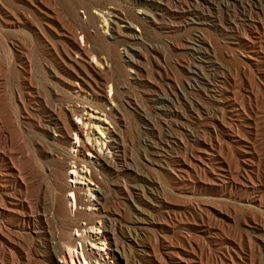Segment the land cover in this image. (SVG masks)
<instances>
[{
  "label": "rangeland",
  "instance_id": "1",
  "mask_svg": "<svg viewBox=\"0 0 264 264\" xmlns=\"http://www.w3.org/2000/svg\"><path fill=\"white\" fill-rule=\"evenodd\" d=\"M43 1L58 17V32L53 34L59 50L72 51L69 34L72 26L79 32L78 42L87 45L91 52L92 57L87 60L74 54L73 58L97 69L93 75L99 82L87 92L91 98L105 100L106 113L100 114L97 110V117L111 123V126H106L104 122L102 129L111 127V130L96 143L100 137L98 127L101 122L97 121V126L88 131L91 138L88 143L92 145L94 142L102 159H108L111 165L110 168H101L100 161L91 160L90 166L101 185L94 186L95 182H91L90 188L81 185L78 177L76 179L71 175L72 167L76 165L68 156L77 143L76 137L70 139L69 147L67 144H57L58 138L55 136L58 134L53 131L36 129L33 123L46 120L36 101L24 98L28 111L24 115L19 110L20 96L28 86L18 78L7 48H14L18 56L28 58L30 65L18 60L17 66L21 71V66L26 68V82L31 83L43 96H46V80L40 63L44 62L47 68H52L54 64L47 50L39 47L32 37V31L49 30L47 22L38 17H30L27 27L31 31L27 29L21 32L3 29L0 16V100L6 102L8 107L7 111L0 113L5 135L9 139L5 150L13 151L21 160L24 157L32 158L36 166L42 163L48 170L54 168L66 173V182L82 188V196L86 202L90 201L88 207L81 208L88 214L98 215L100 209L88 190L92 188L96 196H104L106 213L103 219L113 222V233L121 252L117 255L119 261L105 255L101 252V242L96 239V231L88 229L85 245L93 257L91 264H186L190 255L197 258L195 263L201 264L209 263L205 256L224 259V263L218 264H228L232 258H236V264H264V252L257 254L250 248V243L257 245L259 241L262 245L264 240L260 239L261 231L254 221L255 213L246 206L243 195L224 186L226 180L222 171L217 172L216 177L204 178L201 175L204 167L200 158L203 154L202 143L205 131H212V127L202 120L201 84L192 74L198 60L195 49L206 42L210 58L215 63L227 64L230 78L224 100L233 99L234 94H239L238 103L249 106L252 90L256 89L254 87L264 92V4L256 0H243L241 3L235 0H211L217 8L207 11L213 18H218L225 28L228 27L222 33L210 26L207 29L187 27L185 20L176 16L200 9L201 0H171L164 11L154 12L153 15L144 14L146 7L132 8L126 0H87L83 5L75 4L73 0ZM0 2L7 10L29 14V10H25L17 0ZM107 10L120 13L124 21L132 25V32L125 29L128 24L119 25L128 37L123 34V37L112 40V22L115 18L113 15L109 17ZM100 11L105 13V22L97 15ZM89 13L97 18L90 20ZM256 25L261 27L262 39L253 47L251 44L255 41L253 31ZM83 31L88 34L86 38L81 33ZM129 35L130 38L137 35V40L130 39ZM130 60L135 64V69L136 64L140 68L139 80L132 79L135 69ZM210 78L213 82L220 80L214 72H211ZM50 90L55 93L50 104L69 106L63 85ZM73 105L80 110L84 108L77 102ZM209 105L211 112L212 106ZM251 105L255 106V103L251 102ZM107 115L109 117L105 118ZM220 115L223 116L222 134L228 148L223 157L238 163L237 168L239 164L251 168L254 160L249 157L242 159L243 154L250 151L248 118L238 116L227 104ZM29 116L30 120L27 118ZM72 119L80 122L77 117ZM236 137L241 138L242 144L234 142ZM36 143L45 147L41 157L34 155ZM215 152L209 153L207 167L217 164ZM260 153L263 154V151ZM51 154H56L58 160L53 159ZM261 158L264 160L263 156ZM190 166L193 173L187 172ZM237 171L241 180L242 174ZM249 172L252 170L249 169ZM41 179L45 192L52 184V178L50 174H43ZM0 189L4 190L0 196L5 195L10 203L15 195L9 189V184L3 181ZM46 192L44 197L46 195L45 201L48 203L51 191ZM81 220H84L83 217ZM10 222L16 226V219H10ZM52 226L53 231L57 232L59 226L56 223ZM241 241L243 252L240 253L231 243ZM19 243L22 248H31L36 256H46L49 251V242L45 240L26 238ZM74 257L80 264L78 255L74 253Z\"/></svg>",
  "mask_w": 264,
  "mask_h": 264
},
{
  "label": "bare ground",
  "instance_id": "2",
  "mask_svg": "<svg viewBox=\"0 0 264 264\" xmlns=\"http://www.w3.org/2000/svg\"><path fill=\"white\" fill-rule=\"evenodd\" d=\"M85 1L87 0H73L75 4L79 5H83ZM126 1L132 8L146 7L144 14L153 15L154 12L164 11L166 4L171 0ZM187 1L189 2V0ZM201 1L202 6L200 9L195 8L190 12L176 16L180 19H184L186 22L185 26L187 27L199 26L207 29V27L210 26L218 32H226L228 30L226 28L228 27L225 28L218 18H213L207 11H210L211 8H217L213 2L211 0ZM235 1L240 2L243 0ZM256 1L264 4V0ZM17 2L21 3L25 10L28 9L29 14H20L19 11L7 10L0 2V16L2 17L1 25L3 26V29L25 32V30L28 29L27 26L30 23V17H38L39 19L46 21L50 31L46 29L45 32V30L40 29L36 32L32 31L31 33L37 45L42 49L44 48L47 50L54 63L52 68H47L44 62L40 63L42 74L46 80V96H43L37 88H34L31 85V83L26 82V68L21 66L23 69L21 71L17 66L18 60H21L26 65H30L28 58L26 57L27 59H25L18 56L14 48H7L10 62L12 66H14L18 78L25 81V86H28V89H24L22 96H20L21 94L19 95L21 103L19 110L24 115L28 111L26 103H24V98H28L30 101H36L46 116L45 121L39 120L33 123L36 129L41 131H53L55 134H58V136H55L58 138V141H56L57 144H67L69 147L71 146L70 139L75 136V139L77 140V143L75 144H81L79 145L80 149H78L79 146L74 145V147H72L73 151L68 153V156L73 160L71 161L73 162L72 164L76 165L72 167L74 170L71 175L76 179L78 177L81 185H87L88 188H90L91 182H95L94 186H99L101 183L91 168L90 161L93 159L98 162L100 161L99 164L101 168H110L111 162L108 159H102L100 153L97 152L96 145L93 141V144L89 145L88 142H91V138L88 131L91 127H94L97 124V121H101L102 119H98L97 115L99 112L97 110L100 111V114L106 113V108L104 107L106 106L104 105L105 100L98 97L91 98L88 96L87 90L92 88L93 84H98L99 82L93 75V73H97V69L91 64L85 65L73 58L74 54L83 60H87V58L92 57L90 54L91 52L87 45L84 46L78 42L77 36H79V32L72 26L69 28L70 41H72V51H60L57 44L54 42L55 35L53 33H56V31L58 32L56 28L59 27L57 20L58 17L55 11L43 0H17ZM106 14H108L109 17L113 15L115 18L112 22V40L123 37V34L128 37V35H125L127 33H124L119 25L121 23L128 24L125 28L128 32H132V25L125 22L120 13H111V11H108ZM97 15L98 17L101 16L103 22L107 20L104 11L98 12ZM77 17L79 18V16ZM95 18L97 17L89 13L90 20H94ZM81 33L85 38L88 36L86 31ZM253 33L255 35V41L251 45L254 47L262 39L261 27L256 25ZM131 38L137 40V35H132ZM195 50H197L195 52L198 60L196 61V65L193 66L192 74L201 84L203 106L202 120L205 125L212 127V131H205L204 140L202 139L203 154L200 158L202 159L201 161H203L202 165L204 167L201 171V175H203L204 178L207 176L216 177L217 172H223L226 180H224V186L229 191H237L243 195V199L245 200L244 203H246V206L255 213L254 221L259 225L261 231L260 239L262 240L263 238L264 240V160L261 158L262 156L264 157V92H260L257 90V87H254L256 89L252 90V94L249 98V106L238 103L237 96H239V94H234L233 99L224 100L223 97L227 95L225 89L227 84H229L230 78L227 64H224L223 62L215 63L210 58L209 45L206 42L203 43L199 49L196 48ZM93 58L95 59V57ZM130 64L132 67L135 65L131 60ZM136 66L137 69H135V66L133 67L135 69V76L132 79L139 80L141 71L137 64ZM194 70H197L198 72L196 73ZM211 72L217 74L220 80L213 82L210 78ZM60 85H63L64 94L69 100V106L50 104V100L52 99L53 94H55L50 88L55 89ZM243 100L244 99L242 98V101ZM74 102L82 104L84 106L83 110H80L81 108H76L77 106L75 105V107L73 105ZM251 102H254L255 106L251 105ZM209 103L212 106L211 112ZM226 104L231 107L235 114L240 117H247L249 120L251 138L248 141L250 151L243 154L242 159L247 160L249 157L254 160V164L251 168L243 166V164H239L238 166L240 167L237 168L235 166L238 163L235 164V161L223 157L225 152L228 151V148L222 134L224 125L223 116L220 115V112L223 113ZM7 110V103L2 101L0 103V113ZM1 117L0 183L4 181V183L9 184V189L14 192L15 197L12 196L13 200L8 203L5 195L0 196V264H77L74 253L78 255L80 264H91L93 257L88 253L85 245V242L88 240V229L96 231V239L101 242V252L106 253L105 255L110 256L111 259L119 261L117 255L120 254V248L116 235L113 233V222L111 220L107 222L103 219V215L105 216L106 213L103 207L104 196H96L95 192L91 191L92 188L88 190V194H90L91 198L94 197L96 199V206L100 209L98 210V215L95 213L88 214L86 210L82 211L81 208L88 207L90 201L86 202V198L82 196V188L71 186L66 182L68 178L66 173L57 171L54 168L48 170V168L46 169L42 163L40 166H36L32 158L24 157L21 160L12 153L13 151L10 152L5 150L9 145V139L5 135V127ZM73 117H77L80 122H74L72 119ZM106 117L108 118L109 115L105 116V118ZM27 118L29 120L31 119L30 116ZM104 122H106V124H104ZM108 122V120L100 122V126L98 127L100 137L97 139V136H95L97 139H95L96 143L99 139L101 140V138H103L106 132L111 130V127L109 129L107 128L108 130L106 128V130L102 129L103 124L111 126V123ZM87 128L89 129L87 130ZM260 132H262V134H260ZM260 137H262L261 148L259 147V141L261 142ZM234 142L242 144L240 137L239 139H237V137L234 138ZM44 148L43 145L36 143L34 146L35 154H33L41 157L44 153ZM214 151H216L215 153L217 155L215 157L217 164H215L214 167L213 165L212 167H207L208 165L206 164L209 162V157L211 155L209 153ZM261 151H263V154L260 153ZM86 153H88V155H86ZM51 155L53 156H51L53 159H57L58 157L56 154ZM36 158L37 157H35V159ZM37 161L40 162L39 160ZM244 163L246 164V161H244ZM187 169L188 173H193L191 166ZM237 169L239 170V174H242L241 180L237 176ZM249 169L252 170L251 173L249 172ZM42 173L44 175L50 174L52 178V184L47 188V190L51 191V198L48 203L46 202L47 200L45 201L46 195L44 197V193L47 190L44 192V182H42L41 179V175H43ZM73 183H75V181ZM3 191V189H0V192L3 193ZM67 194H71L70 198L66 197ZM128 196L130 197L129 193ZM82 217L84 220H81ZM10 219H16L15 227L12 226ZM53 223H56L59 226L57 232L53 231ZM101 230L103 231L101 232ZM74 231L76 232L75 235H73ZM26 238H29V240L32 241H48L49 251L47 252V255L36 256L31 248H22V244L20 245L19 242ZM263 242L262 245H260L261 243L259 241L257 245L250 243L251 251L253 249L257 254L261 251L264 252ZM231 245L237 252H243L242 241L238 243L232 242ZM201 255H203V253ZM205 257L211 264L224 263V259L209 256ZM189 258L190 259L186 264L202 263L201 261V263H195L194 261L197 260V258L192 255H190ZM204 260L205 259H203V261ZM235 260L236 258H232L228 264H236ZM99 264L101 263L99 262Z\"/></svg>",
  "mask_w": 264,
  "mask_h": 264
}]
</instances>
